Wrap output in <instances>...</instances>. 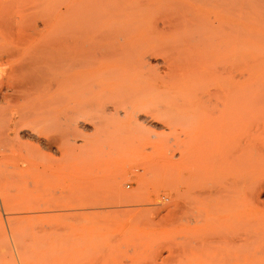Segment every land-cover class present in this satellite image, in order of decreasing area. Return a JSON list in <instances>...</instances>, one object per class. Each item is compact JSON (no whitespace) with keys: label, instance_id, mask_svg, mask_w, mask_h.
Masks as SVG:
<instances>
[{"label":"rangeland","instance_id":"1","mask_svg":"<svg viewBox=\"0 0 264 264\" xmlns=\"http://www.w3.org/2000/svg\"><path fill=\"white\" fill-rule=\"evenodd\" d=\"M263 214L264 0H4L0 264L258 256Z\"/></svg>","mask_w":264,"mask_h":264},{"label":"bare ground","instance_id":"2","mask_svg":"<svg viewBox=\"0 0 264 264\" xmlns=\"http://www.w3.org/2000/svg\"><path fill=\"white\" fill-rule=\"evenodd\" d=\"M203 1H204V0H203ZM224 1H226V0H224ZM3 2H4V0H1V2H0V6L2 5ZM122 2H123V1H122ZM195 2H196V0H195ZM221 2H222V0H221ZM154 3H155V2H154ZM154 3H153V5H154ZM199 3H200V2H198V4H199ZM201 3H202V2H201ZM123 4H124V3H123ZM210 4H211V2H210ZM223 4H225L224 6L227 8V10L224 11V13H225V12L228 13V11H229L228 9H230L229 3H228V2H225V3H223ZM223 4H222V5H223ZM143 5H144V4H143ZM218 5H219V4H218ZM126 6H127V5H126ZM208 6L213 7L212 5H208ZM204 7H205V6H204ZM217 7H218V6H217ZM220 7H221V6H220ZM115 8H116V7H115ZM115 8H114V10H115ZM222 8H223V7H222ZM214 10H218V9L214 8ZM117 11H118V10H117ZM219 11H220V10H219ZM220 12H221V11H220ZM220 12H219V13H220ZM222 12H223V11H222ZM216 13H217V12H216ZM229 13H230V12H229ZM192 14H193V13H192ZM221 14H222V13H221ZM221 14H220V15H221ZM225 14H226V13H225ZM222 15H223V14H222ZM225 16H226V15H225ZM228 16H229V14H228ZM111 24H112V23H111ZM113 25H114V24H113ZM218 25H219V24H218ZM225 25H226V24H225ZM107 26H108V25H107ZM109 26H110V25H109ZM93 27H94V26H93ZM104 28H105V27H104ZM94 29H95V28H94ZM98 29H99V28H98ZM110 31H111V30H110ZM121 31H122V30H121ZM89 32H90V31H89ZM107 32H108V31H107ZM102 34H103V33H102ZM118 36H119V35H118ZM121 37H122V36H121ZM88 39H89V38H88ZM92 39H93V38H92ZM228 43H229V42H228ZM227 47H228V46H227ZM103 56H104V54H103ZM105 56H106V55H105ZM128 59H129V58H128ZM89 62H90V61H89ZM232 67H233V66H232ZM37 70H38V69H37V67H36L35 64H33V65L30 66V70H29L28 68H26V71H25L24 75L27 73V76L24 78V80H25V82L27 83V85H29V86H34L33 84L37 83V82H36V81H37V79H36V78H37V77H36V73H38ZM29 71H30V72H29ZM231 72H233V71L231 70ZM227 73H228V72H227ZM232 74H233V73H232ZM37 76H38V75H37ZM228 77H229V76H228ZM226 82H227V81H226ZM36 86H37V85H36ZM227 90H228V89H227ZM226 93L228 94V92H226ZM226 96H227V95H226ZM219 98H220V97H219ZM226 99H227V97H226ZM226 102H227V101H226ZM224 106H225V105H224ZM225 107H227V105H226ZM215 110H216V109H215ZM223 110H225V109H223ZM223 110L221 109L222 112H223ZM226 110H227V109H226ZM230 111H232V110H230ZM218 112H219V111H218ZM225 112H226V111H225ZM231 113H232V112H231ZM231 113H229V114H231ZM220 114H221V113H220ZM221 116H222V115H220V120L222 119ZM225 117L228 119V116H225ZM223 118H224V117H223ZM226 118H225V119H226ZM216 119L218 120L219 118H216ZM225 119H224V120H225ZM220 120H219V122H220ZM225 121H226V120H225ZM227 121H228V120H227ZM230 121H231V118H230ZM217 123H218V122H217ZM221 123H222V122H221ZM225 123H226V122H225ZM204 124H207V123H204ZM212 124H213V123H212ZM222 124H224V123H222ZM222 124H221V126H222ZM225 125L227 126V125H229V123H228V124H225ZM225 125H223L224 127H221V128H225ZM230 125H231V124H230ZM216 126H217V125H216ZM203 127H204V126H203ZM227 127L229 128V127H231V126H227ZM211 128H213V127H211ZM214 128H215V127H214ZM221 128H220V129H221ZM220 129H219L218 133L220 132ZM202 130H203V129H202ZM213 130H214V129H213ZM230 130H231V129H228V131L230 132V134H228V135L226 136V138L229 137V135L231 136V131H230ZM214 131H216V133H217V130H214ZM222 131H223V130H222ZM226 132H227V129H226ZM226 132H225V133H226ZM220 135H221V138L224 136V135L222 136V134H219V136H220ZM219 138H220V137H219ZM227 139H228V138H227ZM227 139H225V140H227ZM221 141H222V139H221ZM228 141H229V140H228ZM216 142H217V141H216ZM218 142H220V140H218ZM223 142H224V140L222 141V143H223ZM225 142H226V141H225ZM218 144H220V143H218ZM227 144H228V143H227ZM223 145H225V144H223ZM223 145H221V146L223 147ZM218 146H219V145H218ZM218 146H217V147H218ZM225 147H226V146H225ZM225 147H224L223 149H226V150H227V148H225ZM220 148H221V147H220ZM217 151H218V150H217ZM221 151H222V150H221ZM221 151H220V152H221ZM223 151H225V150H223ZM238 151H239V150H238ZM238 151H235V153L238 152ZM217 153H218V152H216V154H217ZM225 153L228 154V155H230V154L232 155V156L230 155L231 157H229L228 160H226V162H227V161H229V160L233 157L234 154H232L231 151H225ZM229 153H230V154H229ZM239 153L241 154L242 152L239 151ZM221 154H222V152H221ZM226 154H223V155H224L223 159L228 157V155H226ZM212 155H213V154H212ZM212 155H211V158L214 157L213 160H215V162H216L215 164L218 165L217 163H219V162H218V160L216 161L217 157L214 156V155L212 156ZM223 155H221V157H222ZM238 155H239V154H238ZM225 156H226V157H225ZM209 157H210V156H209ZM207 158H208V157H207ZM211 158H209V159H210L209 161L212 163ZM215 158H216V159H215ZM235 158H236V157H235ZM223 159L221 158V162H220L221 166L224 165V162H222ZM232 160H234V159H231V160H230L231 163H233ZM224 161H225V160H224ZM226 162H225V164H226ZM207 163H208V162H207ZM213 163H214V162H213ZM222 163H223V164H222ZM231 163H230V165H231ZM220 164H219V166H220ZM212 165H213V164H212ZM230 165H229V162H228V165H227V166H230ZM214 166H215V165H214ZM219 166L217 167V169L220 168ZM227 166L225 165V167H227ZM214 168H215V167H214ZM228 168H229V167H228ZM212 172H214V171H212ZM214 174H215V173H214ZM220 176H222V175H220ZM223 176H224V174H223ZM218 178H220V177H218ZM218 178H216V179H218ZM212 179H213V178H212ZM222 179H223V178H222ZM209 180H211V179H209ZM223 180H224V179H223ZM223 180H222V181H223ZM216 181H217V180H216ZM227 181H228V180H227ZM240 181H241V180H240ZM223 182H224V181H223ZM237 182H238V181H237ZM211 183H212V182H211ZM211 183H209V184H211ZM228 183H229V182H228ZM230 184H231V183H230ZM240 184H241V183H240ZM244 184H245V183H244ZM212 185H213V183H212ZM224 185H225V184H224ZM237 185H238V184H237ZM237 185H236V187H237ZM246 185H247V184H246ZM233 186H234V184H233ZM249 186H250V185H249ZM209 187H211V186H209ZM223 187H224V186H223ZM226 187H228L227 189H229L230 186L228 185V186H226ZM226 187H225V188H226ZM238 187H239V186H238ZM205 188H206V187H205ZM212 188H215V187L213 186ZM212 188H210V190H211ZM232 188H233V190L236 189L235 186L232 187ZM221 189H222V188L220 187V190H218L219 193H223V192H221ZM223 189H224V188H223ZM241 189H242V188H240V190H241ZM247 189H248V188H247ZM208 190H209V189H208ZM212 190H214V189H212ZM238 190H239V189H238ZM223 191H224L225 193H228V191H225V189H224ZM243 191H244V189H242V191H241L242 196H243V193H242ZM246 191H247V190H246ZM209 192H210V191H209ZM209 192L207 191L208 194H209ZM247 192H248V191H247ZM211 193H212V192H211ZM211 193H210V194H211ZM216 193H217V192H215V194H216ZM225 193H223V194H225ZM229 193H230V192H229ZM199 194H200V193H199ZM208 194H206L207 197H209ZM245 194H246V193H244V195H245ZM211 195L214 197V193H212ZM211 195H210V196H211ZM218 195L220 196V194H218ZM247 195H248V197L250 198V196H251L252 194H251V195L247 194ZM212 196H211V197H212ZM222 196H223V195H222ZM225 197H226V196H225ZM227 197H228V196H227ZM227 197H226V198H227ZM209 198H210V197H209ZM217 198H218V197H217ZM220 198L222 199L223 197H220ZM239 198H240V197H239ZM246 198H247V197H245V199H246ZM249 198H247L245 202H248ZM220 201H221V200H219V202H220ZM242 202H243V201H242ZM239 203H240V202H239ZM232 205H233V204H232ZM241 205H242V204H241ZM241 205H240V207H242ZM221 207H222V206H221ZM232 207L235 208V207H238V206H232ZM232 207H230V208H232ZM227 208H228V206H227ZM223 209H224V208H223ZM218 211H219V213L221 214V209H220V210L218 209ZM224 211H225V210H224ZM224 211H222V214H223ZM230 211H231V209H230ZM235 211H236V210H235ZM219 213H218V214H219ZM229 213H230V212H229ZM231 214H232V212H231ZM250 214H251V213H250ZM263 215H264V214H263ZM263 215H262V216H263ZM173 216H174V215H173ZM238 216H239V215H238ZM242 217H243V216H242ZM240 218H241V217H240ZM240 218H239V219H240ZM263 218H264V216H263ZM260 219H261V218H260ZM226 220H227V221H224V224H225V225H226L225 222L228 223V220H230V217H229L228 219H226ZM233 221H235V220H232L231 222H233ZM239 222L241 223V221H238V224H239ZM244 223H245V222H244ZM251 223H252V222H251ZM258 223H259V222H258ZM228 224H229V223H228ZM228 224H227V225H228ZM233 224H235V223H233ZM259 224L263 225L262 223H259ZM248 225H252V224L249 223ZM255 225H257V223H256ZM261 225H260V226H261ZM228 226H229V227H234V225L231 226V224L228 225ZM257 226H258V225H257ZM223 227H224V229L228 228V227L225 228V226H223ZM242 227H244V226H242ZM263 227H264V226H263ZM263 227H262V228H263ZM246 228H247V227H246ZM246 228H244V229H246ZM230 229H231V228H229L228 231H230ZM251 229H252V228H251ZM234 230H237V229H234ZM240 230H241V229H240ZM240 230H239V231H240ZM257 230H258V229H257ZM222 231H223V230H221L220 233H221ZM242 231H244V233H246V231H247V233L249 232L248 230H242ZM250 231H251V230H250ZM259 231H260V230H259ZM213 232H215V230H213ZM223 232H224V231H223ZM223 232H222V234H223V235L225 234V236H226V232H227V231H225L224 233H223ZM231 232H232V229H231ZM234 232H235V231H234ZM256 232H257V231H256ZM210 233H212V232H210ZM218 233H219V230H218L217 234H216V235L214 234V235L217 237ZM232 233H233V232H232ZM236 233H238V232L236 231ZM212 234H213V233H212ZM212 234H210V235H212ZM230 234H231V233H230ZM234 234H235V233H234ZM241 234H242V233L240 232V235H241ZM249 234H252V233L249 232ZM249 234H248V237H250ZM223 235H222V236H223ZM228 235H229V233H228ZM240 235H238V236L240 237ZM262 235H264V234H262ZM219 236H220V235H219ZM230 236L233 237L232 234H231ZM243 236L245 237V235H242L241 237H243ZM253 236H255V235H253ZM253 236L251 235V237H253ZM257 236H260V235H257ZM257 236H256V238H257ZM220 237H221V236H220ZM244 237H243V241H240L241 239H239V238L237 237V238L239 239V243H241V242L243 243V244H240V245H242L243 247H245V246H244V241H246V240H244ZM246 237H247V235H246ZM246 237H245V239H246ZM237 238H236V239H237ZM256 238H255V240H256ZM260 238H262V236H261ZM260 238H259V239H260ZM263 238H264V237H263ZM227 239H228V238H227ZM229 239H230V238H229ZM247 239H248V238H247ZM257 239H258V238H257ZM233 240H234V238H233ZM249 240H250V242H252V241H253V238H251V239H249ZM251 240H252V241H251ZM262 240H263V239H262ZM262 240H260L261 242H258V244L256 245V247H258L259 244H260V246L262 245ZM231 241H232V240H231ZM263 241H264V240H263ZM234 242H235V241H234ZM236 242H237V241H236ZM247 242H249V241H247ZM247 242H246V243H247ZM254 242H255L254 244H256L257 241H254ZM223 243H224V242H223ZM246 243H245V244H246ZM224 244L227 246V245L229 244V242H228V244H226V243H224ZM230 244H232V243H230ZM230 244H229V245H230ZM254 244H253V246H252V249H253V247H254ZM248 245H249V244L247 243V247H248ZM226 246H224V248H225ZM230 246H231V245H230ZM230 246H228V247H230ZM232 246H233V245H232ZM234 246L236 247L237 244L234 245ZM260 246H259V247H260ZM262 246L264 247V244H263ZM262 246H261V247H262ZM239 247H241V246H239V244H238V247H236V248H239ZM250 247H251V243H250ZM250 247H249L248 249H250ZM230 248H232V247H230ZM230 248H229V251H228V249H222V248H221V249H220V253H219V251H218L217 253H214V252H213V253H214L213 255L215 256V254L218 255V253H219V254L222 256V253H223V255H224V253H225V256H226V255H228V253L226 254V251H225V250H227V251L229 252V256H230V257H225V256H224V257L226 258V262H227V261L230 262V261H229V258H234L233 260H235V258H237V257H241V255H242V253H243V257H241V258H242V260H245V263L242 262V260L240 259L239 261H241V263H237V264H243V263L246 264V262L248 263V261H247L246 259H247V258H250V257H251V254H248V253H247V252H248V249H247L246 247H245V249H247V251H244V249L242 248L241 250L244 251V252L242 251V253H240L241 250L236 249V250H238V251H237L238 254H237V253H236V250H234L235 253L237 254V255H234V257H233L232 254H231L232 252L230 253ZM233 249H235V248H232L231 250H233ZM258 249H259V248H258ZM221 250H223V252H222ZM254 250H255V247H254ZM254 250H252V251H254ZM260 250L263 251L264 249H260ZM249 251H250L249 253H251V250H249ZM258 251H259V250H258ZM215 252H216V251H215ZM245 252H246L248 255H250V257H249L248 255H247V257H246V253H245ZM254 252H256V255H257V253H260V254H258L259 257L262 255L261 252H257V251H254ZM239 253H240V254H239ZM263 253H264V252H263ZM206 254H207V253H206ZM206 254H205L204 256L207 257L208 254H207V255H206ZM230 254H231V255H230ZM244 254H245V255H244ZM252 254H253V252H252ZM210 255H211V256H210ZM220 255H219V258H217L218 256H215V258H216L218 261H219V259H220ZM254 255H255V253H254ZM263 255H264V254H263ZM263 255H262V256H263ZM209 256H210V258L213 257V256H212V251H211V253H209ZM236 256H237V257H236ZM258 256H253V255H252V257H254V258H255V257L258 258ZM0 257H1V256H0ZM206 257L204 258L205 260H206ZM222 257H223V256H222ZM224 257H223V258H224ZM244 257H245V259H243ZM252 257H251V259H249V260H252ZM210 258L208 257V259H207L206 262H210V263H207V264H211L212 262H214V261H212V260H211V261H208V260H210ZM213 258H214V257H213ZM213 258H212V259H213ZM223 258L220 260V263H221V261L223 260ZM225 258H224V259H225ZM227 258H228V259H227ZM254 258H253V259H254ZM202 259H203V257H202ZM202 259H200V260L203 262L204 259H203V260H202ZM216 259H215V260H216ZM263 259H264V256H263ZM217 260H216V261H217ZM230 260H231V259H230ZM233 260H232V262L234 263L235 261H233ZM236 260H237V259H236ZM218 261H217V262H218ZM224 261H225V260H224ZM239 261H238V262H239ZM253 261H254V260H252V262H253ZM255 261H258L259 264L261 263V262H260L261 259H260V261H259V259L255 260ZM262 261H263V260H262ZM217 262H214L213 264H216ZM228 262H227V263H228ZM232 262H230V263H232ZM249 262H250V261H249ZM252 262H251L250 264H253ZM230 263H228V264H230ZM233 263H232V264H233ZM235 263H236V262H235ZM255 263H256V262H254V264H255ZM222 264H223V262H222ZM225 264H226V263H225ZM248 264H249V263H248Z\"/></svg>","mask_w":264,"mask_h":264}]
</instances>
